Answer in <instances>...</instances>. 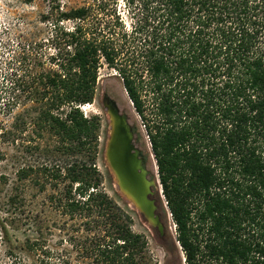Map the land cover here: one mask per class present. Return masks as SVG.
Listing matches in <instances>:
<instances>
[{
	"label": "trees",
	"instance_id": "1",
	"mask_svg": "<svg viewBox=\"0 0 264 264\" xmlns=\"http://www.w3.org/2000/svg\"><path fill=\"white\" fill-rule=\"evenodd\" d=\"M63 4L44 17L53 20L38 47L45 51L24 49L22 73L11 74L5 109L32 104L44 159L16 170L9 199L34 176L40 192L53 189L61 214L83 227L84 240L72 246L84 260L154 264L147 237L102 188L95 164L101 120L82 107L95 102L106 67L142 121L176 228L170 241L184 264H264V0ZM23 120L15 115L0 128L16 152ZM131 129L140 140L137 125ZM40 241L39 230L41 264H53Z\"/></svg>",
	"mask_w": 264,
	"mask_h": 264
},
{
	"label": "rangeland",
	"instance_id": "2",
	"mask_svg": "<svg viewBox=\"0 0 264 264\" xmlns=\"http://www.w3.org/2000/svg\"><path fill=\"white\" fill-rule=\"evenodd\" d=\"M60 0H0V128L13 123L15 115L21 114L24 118L22 147L19 152L3 144L0 139V264H41L44 255L38 247V231L40 243L49 248L53 264H91L84 260L82 252L73 249L72 244H80L85 238L83 227L74 220L67 218L58 210V205L50 200L53 189L48 187L46 192H40L34 185L35 177L19 183L15 200H10L11 189L15 184V172L19 167L27 168L36 165L43 158L42 153L36 150L37 143L34 137L33 107L30 102L23 100V104L14 111L8 112L7 102L13 101L10 87L13 82L12 73L22 68L18 60L23 57L24 49L38 55V47L51 36L50 20L44 17L56 7ZM65 10L82 5L84 0H61ZM69 27V25H66ZM40 49V48H39ZM49 49V48H48ZM25 50V51H26ZM50 52H53L50 51ZM14 71V72H13ZM115 72L104 67L100 71L95 102L87 104L82 109L88 116L96 115L101 120L98 132V151L95 164L100 173L102 188L123 209L128 211L134 219V231L144 234L149 242V253L154 264H184L181 248L176 247L170 240H175L174 227L158 174V166L146 137L142 121L136 113L132 103ZM109 91L116 101L122 114L127 115L130 127L137 125L141 139L134 135V144L146 157L145 170L155 193L157 213L162 215L164 231L161 233L156 227L142 216L136 206L120 191L116 177L111 171L106 159V151L112 135V121L104 102L103 94ZM32 137V139H30ZM39 146V145H38ZM2 157V156H0ZM2 228L6 242L2 239ZM30 240V242H28ZM180 258V259H179Z\"/></svg>",
	"mask_w": 264,
	"mask_h": 264
},
{
	"label": "water",
	"instance_id": "3",
	"mask_svg": "<svg viewBox=\"0 0 264 264\" xmlns=\"http://www.w3.org/2000/svg\"><path fill=\"white\" fill-rule=\"evenodd\" d=\"M114 105L115 109L113 105L107 106L112 119V135L106 151L107 162L122 194L140 210L152 227L162 233L164 225L156 215L154 203L150 202L144 193L145 179L139 152L134 144V134L128 120L116 103Z\"/></svg>",
	"mask_w": 264,
	"mask_h": 264
},
{
	"label": "flooded vegetation",
	"instance_id": "4",
	"mask_svg": "<svg viewBox=\"0 0 264 264\" xmlns=\"http://www.w3.org/2000/svg\"><path fill=\"white\" fill-rule=\"evenodd\" d=\"M103 98H104V102H105L106 107L108 105H111V106L113 105V108L114 109L116 108V106L113 103L115 101L114 100H111L109 97H107V94L106 93L103 94ZM116 105L118 106L117 103H116ZM138 152H139V159L141 160V165H142V170H143L142 173L144 174V179H145L144 180V187H143L145 196H146V198L150 202H153L154 203V208H155V211H156V215L159 216L160 222L162 223V215L159 214V213H157V203L155 201V193H154L153 188H152V185H151V180L149 179V173L145 170V165H146L145 159H144L141 151L138 150ZM138 211L140 212V210H138ZM1 233H2V237L1 238L4 239L5 240L4 243L7 244V242H6V236L4 235L3 228H2Z\"/></svg>",
	"mask_w": 264,
	"mask_h": 264
},
{
	"label": "bare ground",
	"instance_id": "5",
	"mask_svg": "<svg viewBox=\"0 0 264 264\" xmlns=\"http://www.w3.org/2000/svg\"><path fill=\"white\" fill-rule=\"evenodd\" d=\"M84 108V107H83ZM111 117V116H110ZM111 121H112V119H111Z\"/></svg>",
	"mask_w": 264,
	"mask_h": 264
},
{
	"label": "built area",
	"instance_id": "6",
	"mask_svg": "<svg viewBox=\"0 0 264 264\" xmlns=\"http://www.w3.org/2000/svg\"><path fill=\"white\" fill-rule=\"evenodd\" d=\"M82 109H83V107H82ZM174 227H175V225H174Z\"/></svg>",
	"mask_w": 264,
	"mask_h": 264
}]
</instances>
